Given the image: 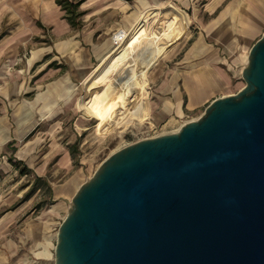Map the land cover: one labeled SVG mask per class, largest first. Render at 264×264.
Listing matches in <instances>:
<instances>
[{
  "label": "water",
  "instance_id": "obj_1",
  "mask_svg": "<svg viewBox=\"0 0 264 264\" xmlns=\"http://www.w3.org/2000/svg\"><path fill=\"white\" fill-rule=\"evenodd\" d=\"M244 66L239 92L100 164L55 264H264V32Z\"/></svg>",
  "mask_w": 264,
  "mask_h": 264
},
{
  "label": "rangeland",
  "instance_id": "obj_2",
  "mask_svg": "<svg viewBox=\"0 0 264 264\" xmlns=\"http://www.w3.org/2000/svg\"><path fill=\"white\" fill-rule=\"evenodd\" d=\"M27 1L0 0V37L4 41L2 50L6 51L0 61L7 62L8 73V79L0 83V86L15 85L17 80L12 73L20 70L23 59H34L37 51H44L41 58L61 57L55 48L56 35L51 29L43 28L36 34L30 25L22 23L16 8L21 4L27 5ZM21 8L29 13L27 7ZM66 16L70 22V14L66 13ZM179 18L177 14L165 13L154 17L155 21L152 23L137 25L124 46L109 53V57L94 61L93 69L86 78L74 77L73 93L69 94L72 97L68 95L63 98L58 94L51 110H37L33 104L37 99L35 93L11 96L9 102L14 123H18V117H22V120L39 121L32 134L16 141L13 146L17 148L14 151L15 158L30 159V162L35 158L38 162L36 156L43 151H50L47 147L51 149L54 144L57 145L55 153L58 152L57 149L69 151L73 167L69 174L67 170H63L52 177L49 174L46 178L37 180L32 173L22 176L21 165L17 168L8 161L13 154L11 148L0 152V216L25 203L19 209L23 213L5 230L8 235L14 234L16 248L17 258L10 259L9 264H55L58 228L68 215L74 194L100 164L126 145L176 132L183 123L201 116L205 109L185 111L182 117L172 114L160 92L162 81L177 73L182 49H186L188 45L181 50L180 47L186 36L193 34V22H189L187 17L186 22ZM74 22L76 26L78 18ZM262 31L264 32V27ZM255 43L242 46V51L239 52L242 56L239 58L242 71ZM32 71L33 69L21 82L26 87L33 88L35 84L31 79L34 75ZM239 91L236 87L233 88L234 93ZM25 101L28 102V107L24 105ZM58 156L51 159L55 163L50 166L52 170L57 165ZM5 170L10 171L9 174L4 173ZM65 180L72 182L75 187L73 191L60 194L56 190ZM26 222H32L30 225L39 228L42 223L45 227L49 226L51 251L49 257H45V263L35 254L34 246L37 244L24 238L26 229L23 228Z\"/></svg>",
  "mask_w": 264,
  "mask_h": 264
},
{
  "label": "crops",
  "instance_id": "obj_3",
  "mask_svg": "<svg viewBox=\"0 0 264 264\" xmlns=\"http://www.w3.org/2000/svg\"><path fill=\"white\" fill-rule=\"evenodd\" d=\"M69 1L80 3V17L76 26L67 20V11L56 0H28L27 5H18L16 9L20 13L19 18L21 17L23 24L30 25L33 32L37 34L43 28H49L56 35L55 48L61 57L41 58L44 51H37L34 59H23L20 70L12 73L17 80L15 85L0 86V152L11 148L13 154L8 161L12 160L13 164L18 162L21 168H29V172L25 174L20 168L22 176L32 173L40 180L63 170H67V174L71 173L73 166L70 163V153L60 149L55 153L57 145L52 144L51 149L47 147L50 151H43L36 156L38 162L35 158L31 162L30 159L15 158L14 151L17 148L13 146L16 141L32 134L39 121L22 120V117H18V123H14L9 102L11 96L35 93L37 99L33 104L37 110H51L58 94L65 98L73 93L74 77L86 78L93 69L94 61H101L109 57V53L124 46L137 25L152 23L155 21L154 17L165 13L177 14L184 22H193V34L186 36L180 47L181 50L188 45L186 49H182L177 73L162 81L160 92L166 100L168 111L182 117L185 111L205 109L217 97L234 93V87L241 90L245 86L239 66V58L242 57L239 52L242 51V46L252 45L263 34L264 0ZM21 7H27L29 13H25ZM1 39L0 37V59L6 53L2 50L4 41ZM6 66L7 62L0 61V83L8 79ZM32 69L34 75L31 79L35 81L33 88L21 84ZM24 105L28 107V102L25 101ZM56 155H59L58 162L52 170L51 159ZM9 172L5 170L4 173ZM74 187L72 182L65 180L56 191L62 194L73 191ZM23 205L24 202L0 216V264H9L10 259L17 258L14 234L8 235L5 230L23 213V210H19ZM31 223L26 222L23 228L26 229L24 238L37 244L34 246L35 254L45 263L44 259L49 257L51 251L49 226L45 227L42 223L39 228L30 225Z\"/></svg>",
  "mask_w": 264,
  "mask_h": 264
},
{
  "label": "trees",
  "instance_id": "obj_4",
  "mask_svg": "<svg viewBox=\"0 0 264 264\" xmlns=\"http://www.w3.org/2000/svg\"><path fill=\"white\" fill-rule=\"evenodd\" d=\"M57 3L64 9L67 11V14L69 13L70 16H68L69 20L71 23L75 24V19H77L80 14L78 12L79 9V5L80 3H73L70 2L69 0L64 1V0H57ZM12 161V160H11ZM14 164L16 165V167H19V163L18 162H14ZM21 171L23 172V174H25L26 172H29V168H27L26 166L24 168L21 169ZM40 180V179H37Z\"/></svg>",
  "mask_w": 264,
  "mask_h": 264
}]
</instances>
